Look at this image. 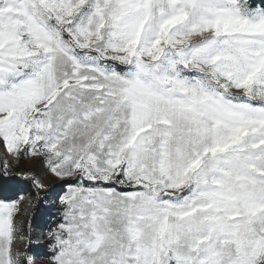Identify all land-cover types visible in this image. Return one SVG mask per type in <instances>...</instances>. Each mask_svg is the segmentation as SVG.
I'll use <instances>...</instances> for the list:
<instances>
[{
	"label": "snow or ice",
	"instance_id": "snow-or-ice-1",
	"mask_svg": "<svg viewBox=\"0 0 264 264\" xmlns=\"http://www.w3.org/2000/svg\"><path fill=\"white\" fill-rule=\"evenodd\" d=\"M13 182L0 264H264V0H0Z\"/></svg>",
	"mask_w": 264,
	"mask_h": 264
},
{
	"label": "trees",
	"instance_id": "trees-1",
	"mask_svg": "<svg viewBox=\"0 0 264 264\" xmlns=\"http://www.w3.org/2000/svg\"><path fill=\"white\" fill-rule=\"evenodd\" d=\"M21 190L24 192L28 191V186L22 183L13 182L10 185H5L0 183V199L1 200H10L16 198L20 194ZM48 195L44 193L40 194L38 202L34 201V207L29 211L25 219L23 220L24 233L25 236H31V243L35 240L37 230L41 229L44 219L47 217L49 219L53 218V214L49 211L48 205ZM27 242V241H26ZM32 248V247H31ZM30 248V249H31ZM35 248L31 252L37 251Z\"/></svg>",
	"mask_w": 264,
	"mask_h": 264
},
{
	"label": "rangeland",
	"instance_id": "rangeland-1",
	"mask_svg": "<svg viewBox=\"0 0 264 264\" xmlns=\"http://www.w3.org/2000/svg\"><path fill=\"white\" fill-rule=\"evenodd\" d=\"M15 165L13 166V170H15ZM48 205H49V211L50 213L53 214V218L49 219V218H45L43 225L41 227V229L37 230V234H36V238L35 240L32 242L33 244H30V252L32 250H34L35 248H37V251L31 252V254H39L38 258H37V264H43V257L45 256V254L47 253V247L45 246L47 244L45 237V234L48 230V228L52 225L54 219L57 217V208L58 205H53L52 203V195L48 194ZM15 199V198H14ZM1 200V199H0ZM23 207V205H22ZM28 214V212H27ZM27 214L25 213H21L20 216L17 217L18 220H24L25 217L27 216ZM17 243H20V241L18 240Z\"/></svg>",
	"mask_w": 264,
	"mask_h": 264
}]
</instances>
